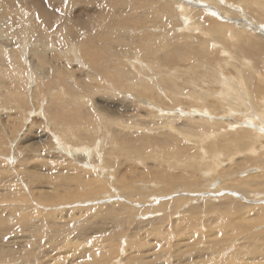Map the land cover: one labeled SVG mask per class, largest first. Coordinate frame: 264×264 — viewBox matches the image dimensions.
<instances>
[{
  "label": "rangeland",
  "instance_id": "obj_1",
  "mask_svg": "<svg viewBox=\"0 0 264 264\" xmlns=\"http://www.w3.org/2000/svg\"><path fill=\"white\" fill-rule=\"evenodd\" d=\"M33 1L0 0V33L8 32L7 36L0 35V50H4L0 51V215L12 214L14 198L25 197L27 204L23 203L21 210L28 208V225L54 234L52 246L41 245L43 250H40L39 245L29 248L19 244L23 237L31 239L30 231L11 233V239L18 243L10 245H21L30 257H38L26 264H140V256L155 264H188L191 255L183 257L185 247L193 254H203V248L213 253L216 238L232 235L239 229L237 223L245 213L230 207L227 214L218 219L219 212L213 208L222 207V201L231 198L237 203L241 199L238 203H253L256 208H264V197L262 200L244 197L231 185L232 181L256 174L259 165H252L249 158L256 162L257 156L249 148L264 149V140L261 144H253L258 139L247 127L236 126L233 131L228 121L216 119H231L230 106L225 104L224 96L220 95V101L210 97L218 96L220 87L210 89L209 78L198 77L204 72L198 64L221 70L224 57L233 60L227 53L228 49L235 52L236 41L231 32L230 37L224 39L227 32L220 31L217 22L225 19L219 10L210 14L209 9L199 7L205 13L199 15L197 23L190 25L184 20L179 22L180 9L176 11L178 17L168 10L175 7L171 0H44L46 8L42 10L36 9L40 5ZM221 1L234 12L252 14L251 18H246L249 23L258 21L264 25V7L257 6L253 0ZM196 2L209 3L206 0ZM102 7L111 10L103 21ZM91 9L98 10V17L95 15L94 21L92 16V22L91 16L84 15ZM6 12L10 18L7 24L2 21V14ZM159 13L164 23L154 26L149 17ZM70 14L78 17L74 19L80 24L74 19L66 23ZM11 17H15V21ZM228 20L226 22H233ZM87 22L94 23L93 30L82 27L83 24L87 26ZM232 26L234 30L240 28ZM72 27L81 31L83 37L73 40L71 36L77 34ZM105 27L114 29L112 41L104 39L109 35H102ZM62 28H66V32ZM27 29L35 31H28L30 37L26 39L18 38L16 32ZM43 29L45 36L40 39ZM99 33V41L94 42ZM213 35L221 36L226 53L219 48L220 42L210 38ZM48 36L52 38L49 41ZM85 40L94 42L90 45H94L92 49L99 48L95 56L91 57L89 51L81 47ZM34 44L40 45L38 53L30 50ZM179 52L190 54L192 61L179 62L174 57ZM110 57H116L118 63L104 62ZM130 59L137 67L153 65L157 80L163 74L173 75L180 71L176 87L172 89L180 93L175 95L171 88L164 87L154 99L137 96L141 89H130L122 75L123 68L127 71L133 68L128 65ZM194 71H197L194 76H187ZM223 71L234 74L227 66L220 74ZM142 73L138 72L137 81L144 78ZM261 74L264 76V69ZM187 78L194 80L185 84ZM80 82L90 85L91 90L83 89ZM183 85L187 87L182 89ZM261 86L263 91L256 96L260 105L264 99V83ZM210 103L215 104V109L206 119V126L191 131L194 139L184 137L176 127L170 133L174 129L171 125L159 128V132L155 129L159 120L156 107L177 115L174 122L183 126L190 121L187 115L206 113ZM123 121L134 128L122 129L118 122ZM241 129L248 135L237 140L234 135ZM171 134L175 140L165 142ZM64 145L71 149H65ZM85 147L90 149L87 153L86 149L82 150ZM90 168L92 171L88 172ZM157 169L161 177H151ZM22 170H31L34 176L29 172L27 175L34 177L35 182H27V176L20 173ZM130 172L128 177H132L135 188L132 192H128L122 182ZM166 175H173L174 179L163 181ZM50 180L64 186L54 188L48 184ZM154 181H159L163 184L161 187H168L169 191L162 188L164 192H160V187L153 191L150 186L156 185ZM119 187L123 188L124 198L115 195L108 199ZM12 190H18V195H10ZM200 193L208 197L196 200ZM40 194L44 198L52 197L54 203H49L54 207H47L45 200H37ZM156 195L161 196L162 202ZM173 200L178 201L177 205ZM165 203L170 207H165ZM194 207L198 208L196 214L190 211ZM52 210L62 211L65 221L73 215L74 222L70 220L64 228H57L51 218H46L47 212ZM254 210L247 213L248 220L257 216ZM236 216L239 217L235 219ZM225 228L228 232L221 233ZM61 229L64 232L59 238ZM241 240L239 237L231 241L222 247L221 254L210 255L207 262L199 258L194 264H210L214 259L242 264L245 248ZM190 245L194 247L189 248ZM160 252L163 260H157ZM231 252L235 254L229 259Z\"/></svg>",
  "mask_w": 264,
  "mask_h": 264
},
{
  "label": "bare ground",
  "instance_id": "obj_2",
  "mask_svg": "<svg viewBox=\"0 0 264 264\" xmlns=\"http://www.w3.org/2000/svg\"><path fill=\"white\" fill-rule=\"evenodd\" d=\"M58 1L62 2V0H58ZM106 1L108 2L109 0H106ZM171 1L175 5V7H170V8H168V10H170V12L175 13L177 15L176 11H177V9H180V14H179L180 19L177 15L179 22L184 20L185 22H188L190 25H193V23H197V18L199 17V15H201L204 12V9L202 10L199 7H205V9H209L210 14H213V11L218 12L217 10H219L220 13L222 14L221 17L224 18L225 21L224 22H217V23H219L220 31L227 32L224 39L228 36L230 37V32H231V34L233 35L231 37H233V39L236 41L235 52H234V50L228 49L229 52L227 53L228 57L233 58V60L232 59L228 60V58L224 57L225 61L222 63V65L220 67L221 70H217V68L213 67L212 65L198 64L199 66H201L203 68V71H204L202 74L198 75V77L201 78L203 75L207 76L209 78L208 83L210 84V89H215L217 87H220L218 90L219 93H217L218 96L211 95L210 97H212L214 101H216V100L220 101V99H222L221 96H224L225 104L230 106L229 108H230V111L232 113V115L230 116L231 119H226V117L224 119L222 117H216V119L228 121L227 123H228V125L229 124L232 125L231 126L232 129H233V127L239 126V128H240V127H242V125H244L250 131H252L254 137L256 139H258L253 144H255L257 142H259L261 144L262 141L264 140V99L262 101L263 103H261V105H260L256 101V96L263 91L261 83H264V76L261 74V70L264 69V25L260 24L258 21L249 23L246 20V18L247 19L251 18L252 14L247 15V12L245 14H241L239 11L234 12L232 10L233 9L232 7L230 8L228 6V4H223V2L221 0H206V1H209V3H207L205 5L203 3L196 2L198 0H186L187 4L184 3L185 0H171ZM227 1H229V0H227ZM253 1H254V4H256L257 6L264 7V0H253ZM33 2H35V4L37 3V5H40V6L36 5L37 6L36 9H38V7H39V9H41L43 7L46 8V6H44L46 4L45 3L46 1L44 2V0H39V1L35 0ZM209 5H210V7H209ZM96 9H97V7H96ZM96 9L87 10V14H84L86 17L91 16L90 22H92L91 21L92 16L94 18L92 20H94V21H96V19H95L96 17H94V16L97 15V17H98L97 11L100 9L99 8H98V10H96ZM108 10L109 9H107V7H104L102 9V11H100V13L105 15L104 19H102L101 21L107 19L108 13H109V11H111V10H109V11ZM6 13L2 14L3 17L4 16L6 17V18L2 17V21L5 24H7L9 19H10L9 14L8 13L6 14ZM74 14H76V13H74ZM226 14L228 16H226ZM76 15H79V14H76ZM45 16H46V14H45ZM42 17H43V15H42ZM161 17H163V15L161 13H159L158 15H150L149 21L152 25L159 26V25L164 23L163 20L161 19ZM234 17H238V18H234ZM14 18L15 17H11V20L15 21ZM74 18H78V17L70 14V17L68 20H66V23L70 22ZM232 18H234V19H232ZM228 19H230V20H228ZM118 20H120V19H118ZM227 20L233 21V22H226ZM74 21H75V23H77V21H78V24H80L79 20L74 19ZM80 21H82V20H80ZM88 22L86 24L87 26H85V24H83L84 26H82V25H80V26L84 27L87 30H89V29L93 30L94 29L93 28L94 23L93 24L91 23L90 24L91 26H90L88 24ZM144 23H147V21H145ZM233 24L240 26V28L234 30V28L232 26ZM116 26H119V24L116 23ZM62 29L66 32V30H65L66 28L65 29L62 28ZM72 29L74 31H76V34H77V35H72V33L69 32V33H71V35H72L71 37L73 40L80 38L81 36L83 37V34L81 31H79L78 29L76 30L73 27L71 28V30ZM28 31H33V30L27 29L26 31L23 30L20 33L16 32V34H19L18 38L26 39V38H28V36L30 37ZM45 32H46L45 30L41 32L40 39H41V37L43 38L45 36ZM113 32H114V29L113 30L108 29V28L106 29V27H105L102 35L107 36L109 34L104 39H106V40L109 39L112 41ZM1 34H3L4 36H7L8 32H2V33H0V35ZM64 34H66V33H64ZM100 34L101 33L97 34L99 36H96L97 39H95L94 42L99 41ZM220 37L221 36H214L213 35L210 38L212 40L220 42V43H218L219 48H222L223 52L226 53V47L223 43V39H221ZM66 38H68V36ZM48 39H50L49 36L47 37V40ZM66 42H67V40H66ZM94 42H92V40H85L81 44V47H83V48L87 49V51H89L88 55H90L91 57L95 56L96 55L95 51L99 50V48H97V50H95V48L92 49L91 47H94V45L90 47V45L93 44ZM25 43H27V42H25ZM39 46L40 45L34 44V46L32 45V47L30 48V50L34 51L35 53H38ZM27 49L28 48L24 49V51H26ZM0 51H4V50L1 48ZM73 51H76V49L74 48ZM232 52H234V53H232ZM107 53H109V52H107ZM40 55L43 56L42 52ZM98 56H100V54ZM102 56H104V55H102ZM174 57L178 58L179 62L192 61L191 55L184 53V52H179L176 55H174ZM105 61L106 62L112 61L113 63H118V60L116 57L115 58L110 57L107 60H104V62ZM132 61H133V59H130V63L128 64V65H131L133 67V68H129V70H131V71H127L125 69L126 68L125 67L122 70V75L127 80V82H128L127 85L130 89H132L134 91H137L138 87L141 89L137 92V96L142 97V98H146V99H154L155 95L160 94V91L163 90L164 87H167L169 89L171 88V90L176 87V83L179 80L178 74L181 73L180 71L177 70V73L179 72L178 74H176V71H175V73L173 72V75L172 74H163L160 77V80H157L156 78H158V77H155L156 76L155 75L156 69L153 67V65L146 64L145 66L137 67L136 63H133ZM195 66H197V65H195ZM210 66H212V67H210ZM225 66L232 68L234 74L228 75L225 73V71H223V73L220 74V72L223 70V68H225ZM88 70H89V68H88ZM138 72H141V73L143 72L142 74L144 77L143 79H141L139 81H137ZM196 73H197V71L189 72L187 76L188 77L194 76ZM152 74L155 78H151ZM85 75L88 76L87 74H85ZM154 79L156 80V82L154 81ZM192 79L194 80V78H187V80L185 81V84L189 83ZM84 82H80V85H82L83 89L90 91L92 87L90 85L84 83ZM97 82L99 84L101 83V81H97ZM185 86L186 85H183L182 89ZM189 86H191V85H189ZM172 91L175 95L180 93L179 92L180 90H175V91L172 90ZM205 92L208 93V90H205ZM121 93L124 94L126 92H123L121 90ZM209 94H210V92H209ZM209 94H206V95H209ZM206 95H204L205 96L204 98H207ZM78 99H80V98L78 97ZM210 104H211L210 108H208V111L206 113H202V111H200L198 113V115H193V114L187 115L190 118V121L187 122L186 124H184L183 126L182 125L179 126L176 124V122H174L176 120L175 118L177 117V115H171L169 111H165V110L163 111L162 108L156 107V109L159 111V113L157 115L159 120L157 121L158 122V128L156 127L155 129L159 132L160 131L159 128L164 129V127L171 125V128H174V129L170 133L174 132L175 127H176L177 130L179 131V133H182L184 137H189V138L194 139L193 138L194 135L191 131L197 127L202 128L203 126H206L207 125L206 119L210 118V112L215 109V104H213V103H210ZM164 112H167V114L166 113L164 114ZM176 114H178V113H176ZM212 117H215V116H212ZM118 123H119L118 126H120L124 130L125 129L132 130L134 128V126H130V124H129V126H126L124 121L122 123H120V122H118ZM183 123H185V122H183ZM237 129H235V132ZM233 131H234V129H233ZM246 135H248L247 132L244 129H241L239 132L235 133L234 137L237 140H243L247 137ZM208 137H210V136H208ZM171 140H175V137L172 134L165 138V142H170ZM201 140H203V139H201ZM63 147L65 149L66 148L71 149L70 146L64 145ZM143 147H144V145H143ZM84 149H86V150H84ZM140 149H141V147H140ZM249 149H251L257 156V157L253 156V157L257 158V161L254 160L256 162L251 161V158H249L250 159L249 161L252 165L253 164H257V166L259 165V167H256L257 169H255V170H257V172H256V174L254 173V175H252L250 178L246 177V179L242 178V180H236L234 182L232 181L231 185L233 184L234 188L237 189L236 191L239 190L243 194L244 197H247L246 195H248L251 198L262 200V198L264 197V158H263V156H264L263 150L264 149L261 148L259 150V148L253 147V146H251ZM82 150H84L87 153L90 149H87L85 147V148H82ZM259 151H262V152H259ZM78 154H80V153H78ZM238 164H239V166L243 165L241 162L240 163L238 162ZM213 165H215V164H213ZM88 170H89L88 172L92 171L91 168ZM209 170H210V168H209ZM209 170H208V172H209ZM28 172L32 176H34V174L32 173L31 170H28ZM28 172L25 170L20 171V173L22 175L27 176V179H26L27 182L31 181L34 183L35 182L34 177H32L31 175H27ZM251 173H252V171H251ZM247 174H249V173H247ZM219 175L222 176L224 174H218V176ZM128 176H131V172H130V175L128 174L124 177L122 182H123V185L126 188V190L128 192H132L133 190H135L133 183H132L133 179H132V177H128ZM154 176L155 177H161V171L157 169L156 171L152 172L151 177H154ZM35 177L38 178L40 176L36 175ZM208 178H210V177H208ZM162 179H163V181H172L174 179V176L173 175H170V176L166 175ZM229 181H231V180H229ZM238 181H240V182H238ZM57 182L55 180H50L48 182V184H50L54 188H56L57 186H59V187L64 186V184H59ZM154 182L156 183V185L150 186V187H152L153 191L157 187L158 188L160 187L158 189L160 192H164L163 189H166L167 191H169L168 187H161V186H163V184H160L159 181H154ZM231 185L229 184V186H231ZM146 186L142 185V188L144 187V188H146V190L149 189V186H147V187ZM176 188H178V187H176ZM122 189L123 188H120V187L118 189H116V193H114L113 195H109L108 199L112 198L115 195H118L119 198H124V196L121 194ZM219 189H221V187ZM210 190H212V188ZM9 191H10V189H9ZM7 193H9V192H7ZM215 193L220 194L217 192H214L213 194H215ZM9 194L16 196V195H18V190L13 191ZM203 194L204 193H202V194L200 193L199 195L196 196L195 199L196 200H202V199L208 197V195H206V194L203 195ZM127 196H131V195H127ZM134 196H136V194H134ZM216 196L219 197L218 195H216ZM36 198H37V200L38 199L39 200H45L47 207H54V206L50 205V203H49V202L54 203L53 201H51L52 197H45L44 198V197H41V194H40V195H37ZM26 199L27 198H25V197L14 198L15 201L12 203V206H11L13 209V213L10 214L9 216L8 215H3V216L0 215V264H26V263H31L32 260L35 261V259L38 258L37 256L35 258L30 257L26 253V248L22 247L21 245L20 246L14 245L15 247H13V245H10V243L12 244V242L15 244L18 243L15 240L11 239V233L12 232H17L19 234H25L26 232H29V231L31 232V239L30 240H26V238L23 237L19 241L20 242L19 244H23V246L30 248V247H35L36 245H39L40 250H43L41 245L52 246L53 237H54V234L52 232H50L48 230H41L38 227H33L34 225H28V222H30V218L27 215L28 210H26L28 208L21 210L23 203L27 204L25 202ZM105 199H107V197ZM156 199H158V201L162 202V200H160L161 196L158 195ZM218 199L220 200L222 198L220 197ZM228 199L229 200L221 202L222 207H215L213 209H216V210H213V211L219 212L218 219L223 218L224 215L227 214V211L230 209V207L237 209V211H243L245 213V216H242L237 223L238 224L237 227H239V229L237 231H235L232 235L226 234L223 238H216L214 240L215 242L213 243V250H214L213 253H208V250L203 248V254H199V255L197 253L193 254L191 249L188 250L185 247V253H182L183 257H184V255H186L185 257L191 255L186 263L194 264L200 260L201 261L205 260L207 262L208 260H210V255L221 254V252L224 250L223 249L224 246H226L228 243H230L231 241H233L239 237H241L242 246L245 248L244 249L245 253L241 256V258H244L242 261V264H257L259 261H264V208H262V207L256 208L252 205L253 203L251 205H248V203L247 204L238 203L241 199L239 201H237V203H235L236 201L233 202V199H231V198H228ZM31 200L33 203L36 202L34 197L31 198ZM114 201H117V200H112V202H114ZM173 201H176V200H173ZM208 201L205 204H207ZM112 202H110V203H112ZM177 202L178 201L175 202L176 205H177ZM164 206L167 208L170 207V205L167 203H165ZM254 209H256L255 215H257V216H254L255 217L253 219L254 221L248 220L247 213L250 214V212H252ZM110 210L116 211V212L123 211V209H120V208H118V209L110 208ZM147 211H151V210H147ZM190 211L193 214H196L198 211V208L194 207V208H192V210L190 208ZM48 217L51 218L55 222L57 228H64L65 225L70 222V220H72L74 222V218H73L74 216L73 215H71L69 217L70 218L69 220L65 221L64 215L62 214V211L53 212V210H52L51 213L47 212L46 218H48ZM237 217H239V216H236L235 219ZM62 220H64V221H62ZM44 222L46 225V221H44ZM150 223H152V221ZM80 231H82V230H80ZM224 231L228 232V229L225 228V229L221 230V233H224ZM63 232H64V230H62V229L58 232L59 238L61 237V233H63ZM77 232H79V231H77ZM162 232L164 235H167V233L164 230H162ZM198 240L199 239H197V241ZM132 241H133L132 238H130V243H132ZM6 244H8V245H6ZM125 244L127 245L126 240H125ZM17 247H19V248H17ZM192 247H194V245H190L189 248H192ZM229 249H232V248H229ZM228 251H231V250H228ZM162 252H160L158 254L157 260H163L161 258ZM234 254H235V252L234 253L231 252L229 259H231V256H233ZM194 255H197L198 259H196ZM199 258H200V260H199ZM138 259H139L138 262H140V264H144L145 263L144 261L148 262L149 264H155V263H152V261H150V260H146L145 257H142V256L138 257ZM211 259H214V258H211ZM20 261L23 263H20ZM228 261H226V262L225 261H215V259H214L210 264H234L233 262H228ZM238 263L241 264V262H238ZM262 264H264V262Z\"/></svg>",
  "mask_w": 264,
  "mask_h": 264
}]
</instances>
